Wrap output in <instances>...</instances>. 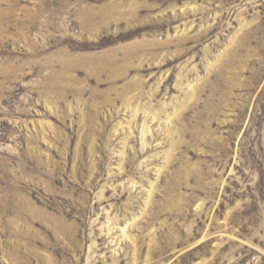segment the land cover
<instances>
[{"label": "rangeland", "instance_id": "1", "mask_svg": "<svg viewBox=\"0 0 264 264\" xmlns=\"http://www.w3.org/2000/svg\"><path fill=\"white\" fill-rule=\"evenodd\" d=\"M0 264H264V0H0Z\"/></svg>", "mask_w": 264, "mask_h": 264}]
</instances>
